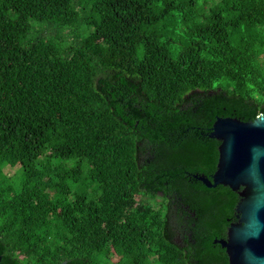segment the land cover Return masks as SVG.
<instances>
[{
    "label": "trees",
    "instance_id": "16d2710c",
    "mask_svg": "<svg viewBox=\"0 0 264 264\" xmlns=\"http://www.w3.org/2000/svg\"><path fill=\"white\" fill-rule=\"evenodd\" d=\"M261 115L264 0H0V264H227L239 196L184 171L216 169L218 117Z\"/></svg>",
    "mask_w": 264,
    "mask_h": 264
},
{
    "label": "water",
    "instance_id": "95a60500",
    "mask_svg": "<svg viewBox=\"0 0 264 264\" xmlns=\"http://www.w3.org/2000/svg\"><path fill=\"white\" fill-rule=\"evenodd\" d=\"M210 136L220 142L217 169L212 179H200L208 187L228 186L240 195L239 221L220 240L228 264H264V115L250 122L218 117Z\"/></svg>",
    "mask_w": 264,
    "mask_h": 264
},
{
    "label": "flooded vegetation",
    "instance_id": "af4514ba",
    "mask_svg": "<svg viewBox=\"0 0 264 264\" xmlns=\"http://www.w3.org/2000/svg\"><path fill=\"white\" fill-rule=\"evenodd\" d=\"M206 130H209L206 129ZM211 135V133H210ZM218 141V140H217ZM210 144L208 142L204 143V147L207 149L208 146ZM217 150V158L219 159V147L216 148ZM157 154V151L155 148L151 149V154L150 156L154 157ZM204 159L207 160V155L205 156L204 154ZM213 159V157L211 158V160ZM218 164V161H217ZM217 169V166H216ZM215 170H198V171H191V170H186L184 171V176L188 177V178H193L195 179V181L191 182L192 183V187L195 189H203V186L208 189H215L216 187H208L201 179L200 177H207L209 179H212V175L213 173L216 171ZM171 184H169L168 182H165L164 187L165 189H169L171 188ZM206 190V189H205ZM208 192V191H207ZM217 192L218 191H210L211 194H209L211 200H215L217 199ZM161 197H164L165 193L161 190H158L157 192ZM238 196L239 199L237 200V202L234 205L233 211H232V215H229L226 217V222L221 223L218 226H215L214 228H212L213 233L215 234L212 238V242H213V249L214 250H222V252H224V255L222 254V261L221 262H225V259L227 261L228 264V255L226 252V249L222 247L220 240L222 239H227L228 238V231H229V227L231 226L232 223L234 222H238L239 218H238V212L236 210V205L238 203V201L240 200V195L238 194V192H235ZM208 195V193H207ZM169 197V195H167ZM157 200L159 201V203H163L164 206H166V204L163 202V200H161V198H157ZM180 204L182 207H184L185 209H189V206L186 205L185 201L182 199V197L179 198ZM170 203V200L168 199L167 204ZM175 206L177 204H174ZM223 207V206H222ZM201 210V208L199 209ZM197 209L192 210L189 209V212H191L192 216L195 217V219H198V216H196L197 212L199 211ZM178 236L176 241L182 245V246H189L191 248H193V246L196 243L197 240V236H202L205 239H210V231H203L202 228L198 225V223L195 221L192 223V225L190 226L188 222H182V226L178 229ZM191 258L193 259H197L195 257V254L191 255Z\"/></svg>",
    "mask_w": 264,
    "mask_h": 264
},
{
    "label": "rangeland",
    "instance_id": "374dc122",
    "mask_svg": "<svg viewBox=\"0 0 264 264\" xmlns=\"http://www.w3.org/2000/svg\"><path fill=\"white\" fill-rule=\"evenodd\" d=\"M64 32L71 39L72 30L71 29H65ZM61 35L62 34L60 33L59 35H57L55 37H52L51 39L55 38L56 39L55 42H56L57 45H59V44L67 45V43H68L67 39L63 38ZM54 162H58V160H55ZM75 162H76V160H72V161L68 162V165L71 167V166H73L75 164ZM16 169H19V167H16ZM11 176H13L12 173L8 174L9 180L13 179V180H18L19 181V173L17 175H15L13 178H11Z\"/></svg>",
    "mask_w": 264,
    "mask_h": 264
}]
</instances>
